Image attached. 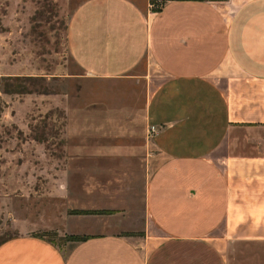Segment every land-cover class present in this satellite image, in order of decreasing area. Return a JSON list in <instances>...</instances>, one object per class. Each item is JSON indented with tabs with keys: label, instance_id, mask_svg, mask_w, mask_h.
I'll list each match as a JSON object with an SVG mask.
<instances>
[{
	"label": "crops",
	"instance_id": "0c3cea01",
	"mask_svg": "<svg viewBox=\"0 0 264 264\" xmlns=\"http://www.w3.org/2000/svg\"><path fill=\"white\" fill-rule=\"evenodd\" d=\"M149 3L83 0L66 23L89 78L142 67L146 124L158 129L141 157V209L90 173L67 216L10 212L0 264H264V0Z\"/></svg>",
	"mask_w": 264,
	"mask_h": 264
},
{
	"label": "rangeland",
	"instance_id": "374dc122",
	"mask_svg": "<svg viewBox=\"0 0 264 264\" xmlns=\"http://www.w3.org/2000/svg\"><path fill=\"white\" fill-rule=\"evenodd\" d=\"M82 1L0 0V239L14 232L10 212L28 210L37 222L41 210L50 219L71 214V192L90 173L134 211L142 207L141 157L151 144L142 67L108 81L84 74L66 45L68 17ZM58 176L68 192L61 201L48 186ZM64 233L41 232L58 244Z\"/></svg>",
	"mask_w": 264,
	"mask_h": 264
},
{
	"label": "built area",
	"instance_id": "2783aa9c",
	"mask_svg": "<svg viewBox=\"0 0 264 264\" xmlns=\"http://www.w3.org/2000/svg\"><path fill=\"white\" fill-rule=\"evenodd\" d=\"M162 3H163V0H154L150 2L149 5H150V8L155 11V10H158L162 6ZM157 129L158 128L155 125H148L146 129V137L148 139H151L153 135L156 133Z\"/></svg>",
	"mask_w": 264,
	"mask_h": 264
},
{
	"label": "trees",
	"instance_id": "16d2710c",
	"mask_svg": "<svg viewBox=\"0 0 264 264\" xmlns=\"http://www.w3.org/2000/svg\"><path fill=\"white\" fill-rule=\"evenodd\" d=\"M154 0H150V2H152ZM164 1V0H163ZM45 236V234H43ZM80 237H76V236H67L65 240H80Z\"/></svg>",
	"mask_w": 264,
	"mask_h": 264
}]
</instances>
